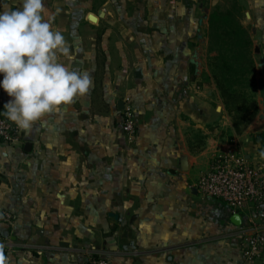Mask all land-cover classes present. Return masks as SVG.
<instances>
[{
	"label": "crops",
	"instance_id": "0c3cea01",
	"mask_svg": "<svg viewBox=\"0 0 264 264\" xmlns=\"http://www.w3.org/2000/svg\"><path fill=\"white\" fill-rule=\"evenodd\" d=\"M230 1L43 0L73 57L60 62L93 85L0 140V264H264L242 254L250 213L197 189L216 152L235 150L264 178V143L252 140L264 131V0H236L256 59L257 113L240 132L208 68V13ZM22 3L0 0V11ZM10 99L0 88L1 112Z\"/></svg>",
	"mask_w": 264,
	"mask_h": 264
},
{
	"label": "clouds",
	"instance_id": "9594fccd",
	"mask_svg": "<svg viewBox=\"0 0 264 264\" xmlns=\"http://www.w3.org/2000/svg\"><path fill=\"white\" fill-rule=\"evenodd\" d=\"M44 12L43 0H23L19 8L0 11V88L12 98L0 115L25 132L93 85L90 72L60 62L61 55L73 57L64 34L53 28L55 15L45 19Z\"/></svg>",
	"mask_w": 264,
	"mask_h": 264
},
{
	"label": "built area",
	"instance_id": "2783aa9c",
	"mask_svg": "<svg viewBox=\"0 0 264 264\" xmlns=\"http://www.w3.org/2000/svg\"><path fill=\"white\" fill-rule=\"evenodd\" d=\"M1 112V111H0ZM122 129L132 135L135 121L131 107L122 114ZM18 138L16 126L0 115V140L12 143ZM197 189L205 197L217 199L234 211L247 210L249 232L242 233L243 257L264 263V178L259 169L252 168L235 150L216 152L208 171L197 182ZM6 218H10L6 214ZM83 264H108L105 259L89 256Z\"/></svg>",
	"mask_w": 264,
	"mask_h": 264
},
{
	"label": "trees",
	"instance_id": "16d2710c",
	"mask_svg": "<svg viewBox=\"0 0 264 264\" xmlns=\"http://www.w3.org/2000/svg\"><path fill=\"white\" fill-rule=\"evenodd\" d=\"M242 7L231 0L225 7L216 5L207 17L208 68L220 96L232 114L236 132L245 128L257 113L250 92L254 85L256 59L253 40L241 23ZM256 143H264V131L252 135Z\"/></svg>",
	"mask_w": 264,
	"mask_h": 264
},
{
	"label": "water",
	"instance_id": "95a60500",
	"mask_svg": "<svg viewBox=\"0 0 264 264\" xmlns=\"http://www.w3.org/2000/svg\"><path fill=\"white\" fill-rule=\"evenodd\" d=\"M88 19L91 22H96L97 16H95L94 14H89L88 15ZM258 51H259L258 48L255 47L254 48V53H258ZM263 66H264V62H262L260 64V67H263ZM257 87H258V94H259V105L262 107V111L264 113V71H263V69H261L258 72ZM25 146L27 148V147L30 146V144L29 143H26ZM181 166H182L183 169L186 168V159L185 158L182 159ZM232 221L235 224H239L240 223V216H239V214H237V213L234 214L233 215V218H232Z\"/></svg>",
	"mask_w": 264,
	"mask_h": 264
}]
</instances>
